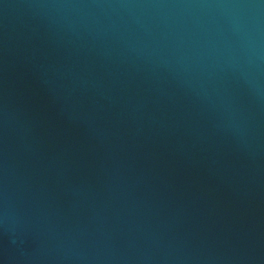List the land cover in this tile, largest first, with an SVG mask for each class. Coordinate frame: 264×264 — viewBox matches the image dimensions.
<instances>
[{"label":"water","instance_id":"95a60500","mask_svg":"<svg viewBox=\"0 0 264 264\" xmlns=\"http://www.w3.org/2000/svg\"><path fill=\"white\" fill-rule=\"evenodd\" d=\"M0 264H264V0H0Z\"/></svg>","mask_w":264,"mask_h":264}]
</instances>
